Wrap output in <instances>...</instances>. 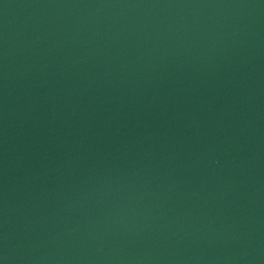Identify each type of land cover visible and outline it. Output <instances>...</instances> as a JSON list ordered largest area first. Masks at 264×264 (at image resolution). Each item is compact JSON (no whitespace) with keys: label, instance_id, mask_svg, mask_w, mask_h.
<instances>
[{"label":"water","instance_id":"1","mask_svg":"<svg viewBox=\"0 0 264 264\" xmlns=\"http://www.w3.org/2000/svg\"><path fill=\"white\" fill-rule=\"evenodd\" d=\"M0 264H264V0H0Z\"/></svg>","mask_w":264,"mask_h":264}]
</instances>
